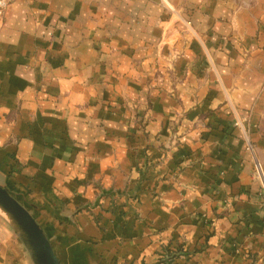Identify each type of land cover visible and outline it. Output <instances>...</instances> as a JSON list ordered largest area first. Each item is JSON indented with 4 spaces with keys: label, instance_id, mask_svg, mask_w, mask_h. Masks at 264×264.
<instances>
[{
    "label": "crops",
    "instance_id": "crops-1",
    "mask_svg": "<svg viewBox=\"0 0 264 264\" xmlns=\"http://www.w3.org/2000/svg\"><path fill=\"white\" fill-rule=\"evenodd\" d=\"M264 0H13L0 186L61 264H264ZM22 201V199H20ZM0 264H33L11 229Z\"/></svg>",
    "mask_w": 264,
    "mask_h": 264
},
{
    "label": "water",
    "instance_id": "water-1",
    "mask_svg": "<svg viewBox=\"0 0 264 264\" xmlns=\"http://www.w3.org/2000/svg\"><path fill=\"white\" fill-rule=\"evenodd\" d=\"M31 208L40 206L30 202L24 194L0 186V214L21 239L33 264H61L45 229Z\"/></svg>",
    "mask_w": 264,
    "mask_h": 264
},
{
    "label": "built area",
    "instance_id": "built-area-1",
    "mask_svg": "<svg viewBox=\"0 0 264 264\" xmlns=\"http://www.w3.org/2000/svg\"><path fill=\"white\" fill-rule=\"evenodd\" d=\"M13 0H0V21L5 17L6 10ZM255 173L259 181L261 182L263 194H264V170L259 162L255 164Z\"/></svg>",
    "mask_w": 264,
    "mask_h": 264
},
{
    "label": "rangeland",
    "instance_id": "rangeland-1",
    "mask_svg": "<svg viewBox=\"0 0 264 264\" xmlns=\"http://www.w3.org/2000/svg\"><path fill=\"white\" fill-rule=\"evenodd\" d=\"M31 212L38 217L40 215V213L36 210H31ZM5 228L7 229H11V232L13 233L14 237L18 238L19 240H21L19 238V236L17 235V233L14 231V229L12 228V226L10 225V223L0 214V234L5 235ZM24 246V245H23Z\"/></svg>",
    "mask_w": 264,
    "mask_h": 264
},
{
    "label": "trees",
    "instance_id": "trees-1",
    "mask_svg": "<svg viewBox=\"0 0 264 264\" xmlns=\"http://www.w3.org/2000/svg\"><path fill=\"white\" fill-rule=\"evenodd\" d=\"M175 257L174 253L173 255L170 253V251L166 252V258L164 260L165 264H172V259Z\"/></svg>",
    "mask_w": 264,
    "mask_h": 264
}]
</instances>
